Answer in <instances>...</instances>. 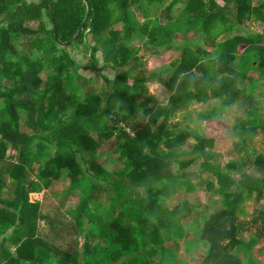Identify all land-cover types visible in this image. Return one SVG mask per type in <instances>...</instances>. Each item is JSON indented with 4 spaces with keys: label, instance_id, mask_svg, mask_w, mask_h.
I'll return each instance as SVG.
<instances>
[{
    "label": "trees",
    "instance_id": "1",
    "mask_svg": "<svg viewBox=\"0 0 264 264\" xmlns=\"http://www.w3.org/2000/svg\"><path fill=\"white\" fill-rule=\"evenodd\" d=\"M89 9L77 40L61 47L55 28L68 43ZM249 20L264 24V0H0V264H189L180 244L202 204L168 201L196 193L197 175L210 177L207 190L223 204L202 228L201 264H260L259 241L240 237V218L264 195V154L253 160L260 176L238 179L239 162H219L223 136L170 123L181 108L215 99L216 113L237 107L228 131L239 145L264 137V31L240 33ZM177 49L168 80L137 72L147 57L159 62ZM107 69L121 72L111 79ZM154 79L171 90L169 103L149 91ZM106 144L115 148L104 155L111 166L100 155ZM50 189L69 192L75 207L54 218L31 201Z\"/></svg>",
    "mask_w": 264,
    "mask_h": 264
},
{
    "label": "rangeland",
    "instance_id": "2",
    "mask_svg": "<svg viewBox=\"0 0 264 264\" xmlns=\"http://www.w3.org/2000/svg\"><path fill=\"white\" fill-rule=\"evenodd\" d=\"M40 1V0H34ZM120 27V25L118 26ZM264 31V24L246 21L242 27V32L249 33H262ZM238 32V33H239ZM24 43H19L18 48L21 52H24ZM134 47H141L143 45V40L140 38H135L133 40ZM180 49V48H179ZM177 49L173 53H168L164 56L162 61H153L147 57L144 61L147 63L144 68H139L137 72L143 71L146 76L150 73H157L163 78L168 80L172 75L174 68L173 65L181 58V51ZM75 59L81 65L87 64V58L76 54ZM111 69L105 70L103 75L114 79L117 73ZM81 74L87 79H94L95 85L100 87L104 85V77L98 75L96 72L92 71H81ZM8 82V81H7ZM93 85V83H92ZM149 91L156 95L162 103H169L172 98L171 90L167 89L162 85L157 79L147 82ZM219 100H210L208 102H193L187 108H181L178 110L172 117L171 124L178 127H187L192 129L195 135H203L206 131L211 129L215 134L217 133L219 137L223 136L221 139H218L216 145V151L220 154L219 162L225 167L228 163L233 160L239 162V169L234 173V176L238 179L244 177L243 173L260 176V171L256 168L253 163V160L256 155L264 154V137L256 136L253 139L248 140L247 146L239 145V138L233 133L230 134L228 131L235 120L230 117V113L237 110V107H232L231 109H219L216 113V110L212 109L214 106L218 105ZM217 114V115H216ZM242 114V113H241ZM193 135L190 140V144L196 143L197 138ZM113 144H106L101 150L100 155H102V162L105 165L111 166V162L104 155H109L114 152ZM249 151L251 159H245L246 151ZM177 168V165H175ZM200 168V162L193 165L190 170L193 172H198ZM210 177L206 176H195L194 182L197 184V192L193 194L184 195V191L175 194L169 201V207L174 205H179L181 202L188 200L189 202L198 201L202 205L199 207L202 215L197 217L195 214L191 215L188 220L185 221V227L187 232V237L185 241L181 242L179 257L181 260L189 264H201L203 258L207 255L209 251V246L206 243L200 241L202 228L205 224L207 216L214 213L218 209L223 207L222 197L220 195H212L207 190L208 181ZM212 180H216L213 178ZM67 188L64 187V190ZM55 191V190H54ZM51 189L44 191L41 194L33 193L31 194V201H39L42 203L43 208L46 212L54 218H59L60 213H64L66 210L74 208L76 203L74 198L65 191H56V193ZM79 190L74 192V195L78 194ZM174 208V207H173ZM242 228L240 231V237L244 238L246 242H250L253 238L259 241L258 245L254 250V257L260 264H264V195L261 197H253L251 200L245 204V212L241 215ZM40 230L44 233L46 239L49 241H55L56 237L52 234V229L48 222L43 220L40 221ZM241 258L244 259V254L241 255Z\"/></svg>",
    "mask_w": 264,
    "mask_h": 264
},
{
    "label": "water",
    "instance_id": "3",
    "mask_svg": "<svg viewBox=\"0 0 264 264\" xmlns=\"http://www.w3.org/2000/svg\"><path fill=\"white\" fill-rule=\"evenodd\" d=\"M51 10L53 11V4H51ZM90 14H91V10L89 9V12H87V15H86V18H85L83 24H82V25L80 26V28H79V32H78V33L75 35V37H74L71 41H69L68 43H61V42L59 41V38H58V31H57V29L55 28V31H54V33H55V37H56V40L60 43L61 47H63V48H69V47H71V45L77 40V38H78V36H79V33H80L81 31H83V29L85 28V25H86L87 21H89ZM53 21H54V24H55V20H54V19H53Z\"/></svg>",
    "mask_w": 264,
    "mask_h": 264
},
{
    "label": "crops",
    "instance_id": "4",
    "mask_svg": "<svg viewBox=\"0 0 264 264\" xmlns=\"http://www.w3.org/2000/svg\"><path fill=\"white\" fill-rule=\"evenodd\" d=\"M37 2V1H36ZM39 2V1H38ZM249 21H251V20H249ZM252 22H254V21H252ZM108 70V69H107ZM39 194H41V193H39Z\"/></svg>",
    "mask_w": 264,
    "mask_h": 264
},
{
    "label": "built area",
    "instance_id": "5",
    "mask_svg": "<svg viewBox=\"0 0 264 264\" xmlns=\"http://www.w3.org/2000/svg\"><path fill=\"white\" fill-rule=\"evenodd\" d=\"M129 129V128H128Z\"/></svg>",
    "mask_w": 264,
    "mask_h": 264
}]
</instances>
